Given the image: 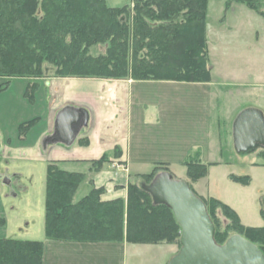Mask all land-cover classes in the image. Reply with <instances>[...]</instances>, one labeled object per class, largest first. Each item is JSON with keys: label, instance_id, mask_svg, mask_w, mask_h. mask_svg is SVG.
Returning <instances> with one entry per match:
<instances>
[{"label": "crops", "instance_id": "0c3cea01", "mask_svg": "<svg viewBox=\"0 0 264 264\" xmlns=\"http://www.w3.org/2000/svg\"><path fill=\"white\" fill-rule=\"evenodd\" d=\"M127 2L123 5L131 0ZM261 12L244 0L208 1L205 39L210 80L205 83L48 75L12 79L7 88L14 81L25 85L7 121L2 120L4 101L0 103V125L10 123L20 141L14 145L12 138L0 131V160L5 165L20 160L28 167L37 164L45 170L49 164H56L64 171L82 174L83 180L73 202L84 198L92 187L103 189L100 197L103 202L125 201L129 184L149 174L148 170L152 171L158 164L167 166L171 157L183 167L190 158L204 165H222L218 159L227 154L230 146L238 150L230 116L235 122L242 112L258 110L264 117V69H256V64L264 60L263 7ZM242 63L249 65L245 67ZM3 82L0 78V86ZM29 85H34L35 89L27 95ZM11 106L7 104V108ZM65 107L81 110L85 121L70 145L48 142L54 134L56 116ZM33 120L32 126L20 134L19 127ZM256 155L258 161L251 165L264 167L261 152ZM104 157V164L94 165ZM183 180L189 184L188 179ZM191 188L201 198L217 199L210 193L203 194L196 183ZM1 191L0 187V196ZM80 191L82 196L78 200ZM43 194L42 238L27 240L43 242L42 264H126L128 243L125 241L80 244L48 240L44 230L45 186ZM16 196L14 193L13 197ZM6 210L0 198V231L15 230L30 236V219L16 217L18 211L13 203L9 215ZM8 218H11L12 228H9ZM21 220L26 222L25 227ZM145 247L150 248L142 249H151L161 256V264H167L179 249L177 244H147Z\"/></svg>", "mask_w": 264, "mask_h": 264}, {"label": "trees", "instance_id": "16d2710c", "mask_svg": "<svg viewBox=\"0 0 264 264\" xmlns=\"http://www.w3.org/2000/svg\"><path fill=\"white\" fill-rule=\"evenodd\" d=\"M208 1L131 0L109 7L105 0H0V78L4 79L0 92L12 79L43 78L49 68L60 78L208 82ZM244 1L262 14L264 0ZM100 47L103 53H98ZM34 89L29 85L27 95ZM34 121L21 125L20 134ZM105 162L104 157L94 165ZM183 165L193 182L207 172V165L192 158ZM162 172L170 174L166 165L158 164L140 176L145 180L143 185L129 184L125 201L103 202V189L92 187L84 198L73 202L83 175L49 164L45 177L46 238L80 244L125 241L179 245L181 229L171 210L154 204L144 188ZM231 179L248 182V177ZM202 200L215 226L217 244L240 235L264 255V227H245L229 206L213 198ZM216 210L228 220L223 228ZM261 214L264 218L263 208ZM43 249L41 241L0 239V264H42Z\"/></svg>", "mask_w": 264, "mask_h": 264}, {"label": "rangeland", "instance_id": "374dc122", "mask_svg": "<svg viewBox=\"0 0 264 264\" xmlns=\"http://www.w3.org/2000/svg\"><path fill=\"white\" fill-rule=\"evenodd\" d=\"M105 1L109 7L121 6L127 1V3L130 2V0ZM103 52L104 48L100 47L98 49V53ZM242 64L245 67L249 65L245 63ZM256 65L258 66L256 69H264V60ZM52 71L53 69L49 68L46 70L45 74L48 76H53ZM24 85L25 83L23 82L21 83L20 81H14L11 83L10 87L5 90V92L0 93V103L4 101L2 103L3 109H1L3 121L9 120L10 114L14 112L16 100L20 98L19 91L24 87ZM192 93L194 92L191 91L190 94L192 95ZM9 103L12 106L7 108V104ZM192 106L196 108L195 104ZM192 106H190V110ZM230 118V123L233 126V116H230ZM2 125H0V131L2 134L5 137L7 136L12 138L14 145H17L18 143L16 142L20 141V139L11 129V124L7 123L8 126H5L4 124ZM263 151V149L257 148V150L254 149L248 152H239L234 146H230V148L227 149V154H224L219 159L217 158L218 161H222V165L207 164V172L205 176L197 180L199 183H197V181L193 182L186 178L187 170L178 163L176 158H169V160H167V167L174 179H188L189 184H187L190 187L192 184L196 183L197 188H199L203 194L210 193L211 195L216 196V198L222 203L229 206L233 211H235L240 223L243 226H258L257 228H261L264 227V218L261 214V209L263 208L261 203L264 200V167H253L251 164L258 161L256 155L257 152L262 153ZM207 161L214 160L207 158ZM35 165L36 166L33 164L31 165L32 167H28L26 164L20 162V160H12L8 162L7 165H5L0 160V175L3 177V179L2 177L0 179V187L2 190L0 198L7 207L6 214L9 215L8 211L10 210V207H12L13 203L18 211L16 217H19V219L22 217H27L30 219V231L32 232L30 233V236H27L25 233L16 232L15 230L13 232L0 231V238L2 239L36 240L39 239L37 238L38 236L42 238L41 234L43 233L42 222L44 217L43 193L45 186V169L42 165ZM150 171L151 169L148 170L147 173H150ZM14 174H18V177ZM232 176L248 177V182L243 184L241 182L234 181L231 179ZM135 181L138 182H135L137 185H143V183H145V180L142 178H138ZM14 193L17 194L16 197H13ZM81 196L82 193L80 191L76 199L79 200ZM208 199L210 198H206L205 200ZM216 217L222 228L228 224V220L222 215L220 210H216ZM10 220L11 218H8L10 225L9 228H12L13 225ZM20 223L23 225L22 227H25L24 225L26 222L23 223L21 220ZM145 246L146 245L127 244L126 264H161V261H163L161 256L158 253L153 252L151 249H142L150 248Z\"/></svg>", "mask_w": 264, "mask_h": 264}, {"label": "water", "instance_id": "95a60500", "mask_svg": "<svg viewBox=\"0 0 264 264\" xmlns=\"http://www.w3.org/2000/svg\"><path fill=\"white\" fill-rule=\"evenodd\" d=\"M85 115L72 107L63 108L56 116L55 130L48 142L70 145ZM235 145L240 152L264 150V117L258 110L239 114L233 126ZM154 204L168 207L181 229L179 249L167 264H264L260 249L240 235H232L224 244L215 241V226L203 200L187 182L159 173L144 187ZM264 209V200L262 202Z\"/></svg>", "mask_w": 264, "mask_h": 264}]
</instances>
